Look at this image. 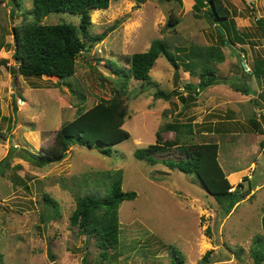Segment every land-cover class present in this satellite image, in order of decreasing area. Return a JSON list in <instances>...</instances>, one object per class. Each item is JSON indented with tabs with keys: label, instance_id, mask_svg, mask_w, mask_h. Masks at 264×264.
<instances>
[{
	"label": "rangeland",
	"instance_id": "374dc122",
	"mask_svg": "<svg viewBox=\"0 0 264 264\" xmlns=\"http://www.w3.org/2000/svg\"><path fill=\"white\" fill-rule=\"evenodd\" d=\"M12 1L0 0V161L12 145L22 149L0 168V264H172L174 256L176 264H264L252 253L257 239L264 246V75L253 72L264 67V0H217L227 12L220 18L207 13L214 12L211 4L197 10L196 0H111L107 9L90 12L92 36L105 37L83 51L74 74L63 79L16 72L14 28L33 0H18L19 8ZM171 18L178 22L169 25ZM80 20L55 11L40 22ZM156 39L180 56V66L160 55L149 81L121 78L117 69L128 70L132 55ZM192 47L219 53L209 61L219 83L204 87L201 66L191 74L182 65ZM117 95L130 138L110 155L75 144L45 166L20 157L24 149L47 154L65 123ZM170 123L178 132L164 129ZM159 135L164 144L216 142L232 188L231 173L245 169L255 190L227 212L195 175L135 157ZM173 146L166 154L177 157ZM118 170L123 190L137 197L121 203L120 242L102 260L72 215L78 197L104 194ZM47 196L56 199L57 210Z\"/></svg>",
	"mask_w": 264,
	"mask_h": 264
},
{
	"label": "trees",
	"instance_id": "16d2710c",
	"mask_svg": "<svg viewBox=\"0 0 264 264\" xmlns=\"http://www.w3.org/2000/svg\"><path fill=\"white\" fill-rule=\"evenodd\" d=\"M110 1L33 0L32 9L20 13L22 24L14 28L16 49L14 58L18 63L16 72L24 76H56L60 79L72 76L76 70V61L81 53L89 49L95 42L102 40L106 35L104 32L92 36L90 32L91 10L107 9ZM12 2L16 8L20 7L18 0ZM206 4H211L214 10V12L207 11L211 17H226L225 8H222L217 0H196L195 6L200 11ZM55 11L79 14L81 16L79 25L70 23L42 24L40 22L43 17ZM29 13L33 20H29ZM177 22V19L171 18L168 24L175 25ZM260 22L264 23V20ZM160 55H165L174 66H180V56L170 49L166 41L156 39L148 50L132 55L131 67L128 70L117 69V73L121 78L131 75L137 79L149 81L151 79L149 72ZM218 56L219 53L217 54L216 50L211 51L209 49L204 52L192 47L189 53L190 60L184 61L182 59L181 61L191 74H195L197 66H201L200 84L208 87L220 82L215 68L209 63L210 58L219 59ZM194 58L198 61H195ZM253 72L257 76H263L264 67L262 68L259 64ZM234 87L237 91H246L245 87ZM160 94L163 97L169 96L165 92H158V95ZM125 118L123 100L117 95L113 99L97 103L79 113L73 120L65 123L58 130L55 145L49 149L47 154H37L29 149H24L23 152H20V157L37 166H45L48 163L63 159L68 149L75 144L88 148L97 147L103 153L110 155L114 145L130 138V133L123 127ZM164 129H172L178 132L180 126L176 123H170ZM158 140L159 142L156 144L137 148L134 152L135 157L147 161L149 164L161 162L170 169L195 175L211 195L219 202L227 204V212H230L254 189L251 178L246 175L236 185L235 189L230 191L232 184L220 164L218 158L219 145L216 142L181 144L176 140L164 144L160 142V135ZM172 146L178 150L177 157L166 154L170 152ZM20 149L22 148L12 145L6 157L0 161V168L7 167L11 158ZM159 154L163 157L159 158ZM116 175L117 178L107 185L104 194L91 193L78 197L76 209L72 215V223L79 226L80 232L94 239L102 260L107 259L110 256L109 251L119 245L121 237L119 207L121 203L137 197L136 191L123 190L122 171L118 170ZM241 175L242 173L238 174V176ZM229 178L235 180L232 175ZM46 198L47 202L57 210L58 202L56 199L48 196ZM263 249L262 241L260 243V239H257L252 252L257 261L263 260ZM209 253L205 255V258L208 257ZM173 258L172 264H176V257Z\"/></svg>",
	"mask_w": 264,
	"mask_h": 264
},
{
	"label": "crops",
	"instance_id": "0c3cea01",
	"mask_svg": "<svg viewBox=\"0 0 264 264\" xmlns=\"http://www.w3.org/2000/svg\"><path fill=\"white\" fill-rule=\"evenodd\" d=\"M240 172H242V175L245 174V169H242V170H240V171H237V170H236V171H234V172L231 173V175L235 177V180H234V181H235L236 185H237V184L243 179V178L241 179V176H242V175H241V176H238V174H239ZM245 176H246V175H245ZM248 176H249V175H248ZM243 177H244V175H243ZM249 177H250V176H249ZM250 180H251V179H250ZM258 187H259V186H257V188H258ZM253 190H255V189H253ZM253 190H252V191H253ZM251 193H252V192H251ZM251 193H250V194H251ZM247 196H248V195H247Z\"/></svg>",
	"mask_w": 264,
	"mask_h": 264
},
{
	"label": "water",
	"instance_id": "95a60500",
	"mask_svg": "<svg viewBox=\"0 0 264 264\" xmlns=\"http://www.w3.org/2000/svg\"><path fill=\"white\" fill-rule=\"evenodd\" d=\"M244 65H245V63H244ZM48 258H49L50 260H53V259H54L53 256H52V253H51L50 248L48 249Z\"/></svg>",
	"mask_w": 264,
	"mask_h": 264
},
{
	"label": "built area",
	"instance_id": "2783aa9c",
	"mask_svg": "<svg viewBox=\"0 0 264 264\" xmlns=\"http://www.w3.org/2000/svg\"><path fill=\"white\" fill-rule=\"evenodd\" d=\"M233 189H235V188H230V191H233Z\"/></svg>",
	"mask_w": 264,
	"mask_h": 264
}]
</instances>
